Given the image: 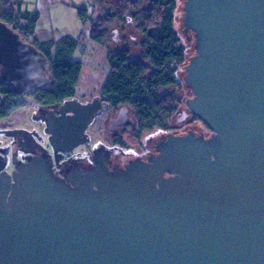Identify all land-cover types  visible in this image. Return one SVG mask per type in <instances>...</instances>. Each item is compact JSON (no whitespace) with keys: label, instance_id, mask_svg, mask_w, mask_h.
Masks as SVG:
<instances>
[{"label":"water","instance_id":"1","mask_svg":"<svg viewBox=\"0 0 264 264\" xmlns=\"http://www.w3.org/2000/svg\"><path fill=\"white\" fill-rule=\"evenodd\" d=\"M181 22L194 37L185 105L212 135L168 136L148 164L78 183L44 157L1 173L0 264H264V0H184ZM47 71L0 22V82L30 93ZM95 108L48 114L51 148L82 145Z\"/></svg>","mask_w":264,"mask_h":264},{"label":"trees","instance_id":"2","mask_svg":"<svg viewBox=\"0 0 264 264\" xmlns=\"http://www.w3.org/2000/svg\"><path fill=\"white\" fill-rule=\"evenodd\" d=\"M61 2L70 4V0ZM22 5L23 0H0V22L45 56L48 80L45 86L24 94L0 82V121L24 108L29 99L36 105L50 106L73 98L81 70L79 61L70 60L76 39L62 37L39 43L34 35L38 14ZM175 8L176 0H85L76 8L78 19L89 24V38L107 52L109 73L100 96L114 107L133 109L140 127L164 126L180 104V99L168 92L184 83L176 76L185 62V51L173 29ZM128 22L143 37L136 60L130 59L127 50L111 52L107 48L109 30Z\"/></svg>","mask_w":264,"mask_h":264},{"label":"flooded vegetation","instance_id":"3","mask_svg":"<svg viewBox=\"0 0 264 264\" xmlns=\"http://www.w3.org/2000/svg\"><path fill=\"white\" fill-rule=\"evenodd\" d=\"M116 31H112V34L115 35ZM188 35L193 37L190 31ZM176 76L179 79L178 74ZM191 97L192 95L189 98ZM68 100H74L81 105H96L83 132L84 143L78 146L87 150L77 157L57 158V154H68L75 148L69 152H57L49 145V150H46L33 139L30 133L23 129H15L9 133L7 144L0 147V174L11 177L19 165L29 163L35 157H44L49 160L54 176L68 182L78 183L82 180V176L95 171L98 166L113 173L124 171L136 163L148 164L150 158L160 154L156 150L157 143L166 140L168 136H182L187 132H192L194 136L201 135L207 139L212 135L208 129L205 133H196L193 130L192 126L201 121L181 101L175 106L174 114L164 126H151L158 130L157 138L153 142L150 140L142 142L141 135L148 127H140L141 123L136 120L134 110L130 107H114L100 95L92 98L74 96ZM29 101L36 105L32 100L29 99ZM63 102L50 106L36 105L38 114L45 117V120L48 114L58 117ZM89 134L97 138L93 148L89 144ZM169 176L170 174L163 173L164 178Z\"/></svg>","mask_w":264,"mask_h":264},{"label":"rangeland","instance_id":"4","mask_svg":"<svg viewBox=\"0 0 264 264\" xmlns=\"http://www.w3.org/2000/svg\"><path fill=\"white\" fill-rule=\"evenodd\" d=\"M182 2L183 0H176V8L173 15V29L177 33L185 51V62L177 70L180 80L182 79L179 73L184 72V65L187 63L188 58L194 54L193 37L187 40L181 32ZM83 4H85V0H70L69 5L63 4L61 0H23L22 8L38 14L34 31L37 41H57L62 37L76 39V49L70 55L71 61H79L81 63L75 97L92 98L100 95L101 88L109 73V65L106 49L89 38V24L87 22L82 23L77 17L76 8ZM114 30H117L115 35L112 34ZM142 41V35L134 28L133 24L128 22L123 27L113 26L109 30L107 48L111 52H120L127 49L130 59L136 60L140 58ZM168 92H173L182 104L191 95L190 90L185 88L184 84L169 88ZM192 127L196 133H205L210 130L202 122H197ZM15 129L27 131L38 144L49 150V136L46 131L45 117L38 114L36 105L29 100L26 101L24 108L16 111L8 119L0 121V147L7 144L9 133ZM157 131L155 128L148 127L141 135L142 142L146 140L153 142L159 134ZM88 138L89 144L93 148L96 145L97 138L92 134H89ZM85 150L87 149L84 147H77L68 154H57L56 157H77L82 155Z\"/></svg>","mask_w":264,"mask_h":264},{"label":"crops","instance_id":"5","mask_svg":"<svg viewBox=\"0 0 264 264\" xmlns=\"http://www.w3.org/2000/svg\"><path fill=\"white\" fill-rule=\"evenodd\" d=\"M36 38V37H35ZM38 42H39V40H38ZM46 42V41H45ZM39 43H42V42H39Z\"/></svg>","mask_w":264,"mask_h":264}]
</instances>
